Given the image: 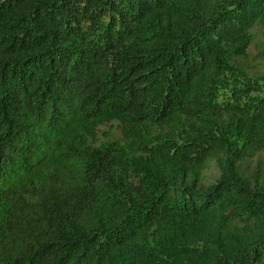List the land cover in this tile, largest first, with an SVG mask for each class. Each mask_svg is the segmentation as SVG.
Here are the masks:
<instances>
[{
  "label": "trees",
  "instance_id": "16d2710c",
  "mask_svg": "<svg viewBox=\"0 0 264 264\" xmlns=\"http://www.w3.org/2000/svg\"><path fill=\"white\" fill-rule=\"evenodd\" d=\"M257 27L264 0H0V264H264Z\"/></svg>",
  "mask_w": 264,
  "mask_h": 264
},
{
  "label": "rangeland",
  "instance_id": "374dc122",
  "mask_svg": "<svg viewBox=\"0 0 264 264\" xmlns=\"http://www.w3.org/2000/svg\"><path fill=\"white\" fill-rule=\"evenodd\" d=\"M254 33L255 40L247 48V56L246 54H240L237 55L234 59L237 66L243 67L249 73L256 71L259 65H261L260 60L256 58L255 55H257V51L261 49L259 46H257V43L264 41V35L260 31V27L255 28ZM126 131L127 129L123 126V124H121L117 120H113L112 122H107L99 126L96 141L105 142L108 139L126 140L128 138ZM259 156L264 162V150L259 154ZM218 177L219 171L215 163L213 162L206 171V179L208 182H212Z\"/></svg>",
  "mask_w": 264,
  "mask_h": 264
}]
</instances>
